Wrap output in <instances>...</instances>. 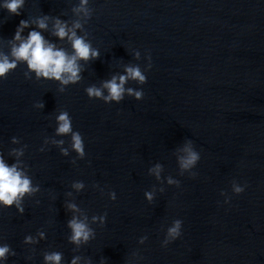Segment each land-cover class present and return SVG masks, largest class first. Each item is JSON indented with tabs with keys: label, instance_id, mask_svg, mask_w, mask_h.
Returning a JSON list of instances; mask_svg holds the SVG:
<instances>
[{
	"label": "water",
	"instance_id": "water-1",
	"mask_svg": "<svg viewBox=\"0 0 264 264\" xmlns=\"http://www.w3.org/2000/svg\"><path fill=\"white\" fill-rule=\"evenodd\" d=\"M78 3L26 0L20 16L0 9V39L14 38L21 20L41 15L69 20ZM90 6L96 11L86 28L101 56L85 66L82 83L61 94L57 83L36 81L34 75L26 80V65L0 81V151L11 165L8 151L18 147L12 137L27 144L24 161L42 189L35 198L40 205L26 199L23 216L15 207H0V243L17 253L8 264H43L42 252L51 250L63 253L64 264L74 254L91 257L93 264L102 257L107 264H125L137 250L142 259L135 264H264V0H90ZM149 52L153 68L145 73L147 84L128 85L142 87L143 101L126 96L108 105L88 98L87 87L124 74V64L144 68ZM41 100L43 111L33 107ZM61 109L84 137L87 157L76 166L70 163L74 152L64 157L53 146L39 151L45 135H54ZM186 138L201 155L196 179L179 175L173 155ZM63 139L67 147L70 137ZM156 163L181 188L165 183L166 192L149 204L145 191L160 187L148 175ZM233 180L247 184L243 195H233ZM73 181L86 185L74 195L89 217L108 214L106 227L93 225L96 239L79 253L67 240L71 214L64 207ZM110 191L115 202L106 195ZM222 191L233 197L231 204L224 203ZM175 219L183 221V235L162 248L161 225ZM41 229L47 239L28 261L24 238ZM144 235L148 242L140 245Z\"/></svg>",
	"mask_w": 264,
	"mask_h": 264
},
{
	"label": "clouds",
	"instance_id": "clouds-1",
	"mask_svg": "<svg viewBox=\"0 0 264 264\" xmlns=\"http://www.w3.org/2000/svg\"><path fill=\"white\" fill-rule=\"evenodd\" d=\"M71 3V0H68ZM26 5V0H3L0 3V9L6 10L10 16H20ZM95 9L90 6V0H79V3L71 7V19L63 20L59 16L41 15L27 20H21L15 31L14 38L3 40L0 39V81H6L9 74L17 70L18 66L26 65L27 70L24 72L26 80L31 81L33 75L36 81L54 82L59 85L58 91L63 94L71 87L83 82V73L87 70L86 65L100 59V51L94 48L91 42L90 33L86 26L90 23ZM61 15H68L67 12ZM33 28L27 37L23 35L24 31ZM42 33H49L60 43H54L46 39ZM70 46L71 51L64 45ZM7 49V50H6ZM136 61L141 60L139 50L132 52ZM147 65L142 68L139 64H124V74L116 73L110 79L100 81L99 86L93 84L85 89L88 98L92 101L100 100L105 104H120L125 97H132L136 101H143L144 92L142 87L137 90L128 87L130 83L140 86L147 84L146 72H151L153 68L152 56L149 52L146 56ZM33 107L43 111L44 102L37 101ZM56 128L53 136L45 135L43 146L39 151L44 153L50 150L49 146L59 149L60 154L69 157L72 152L76 153L70 163L77 165V161L85 160L87 157L85 150L84 137L79 131H74L73 121L70 113L61 109L55 117ZM60 137V139H57ZM64 137H70V142L66 147ZM12 147L8 151V156L14 158V163L9 165L6 162L4 153L0 151V207L11 209L15 207L18 213L25 214V200H35L37 206L40 200L35 199L41 194L42 189L38 183L33 182L30 175L31 169L25 163L24 157L28 149L27 144H23L18 137H12ZM173 155L176 158L179 175L181 177L188 175L191 179H196L199 175L195 171L200 160V152L192 139H185L182 146L177 147ZM165 168L163 164L156 163L148 169V175L154 177L160 187L155 185L151 191H145L144 195L149 204H155L157 193L163 195L166 192L165 183L169 187L181 188V181L168 175L164 177ZM93 189L105 195L104 189L99 183L92 185ZM247 184L241 185L238 181L233 180L231 189L234 196L243 195L247 189ZM72 191L65 193L67 199L64 207L67 213H70V219L67 221V228L70 234L67 237L68 243L73 245V252L79 253L81 249L91 244L96 239V230L92 227L98 225L103 228L107 225V212L103 215H92L89 217L88 212L82 209L75 202V194H80L86 189L83 181H73L71 184ZM225 204H231L232 196L226 191H222ZM106 195L111 201L117 200L115 191L107 192ZM55 199V197H53ZM183 221L175 219L170 225H161V231L165 233L161 241V247L167 249L169 245L181 239L183 235ZM3 237H0L2 240ZM47 239L45 230H38L35 235H27L24 238V245L29 246L30 254L24 259L34 261L36 256V246L43 240ZM148 235L139 238L138 243L144 245L148 242ZM17 253L7 243H0V264H8L9 257H15ZM43 264H64V255L60 251L42 252ZM142 259L139 251L133 252L126 260L125 264H135ZM70 264H93L91 257L74 254ZM100 264H107L106 258L102 257Z\"/></svg>",
	"mask_w": 264,
	"mask_h": 264
}]
</instances>
